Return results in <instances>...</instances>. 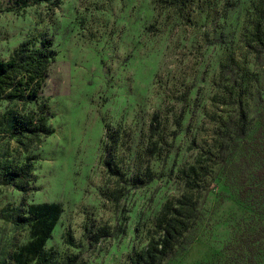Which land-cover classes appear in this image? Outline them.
Here are the masks:
<instances>
[{"label":"rangeland","instance_id":"1","mask_svg":"<svg viewBox=\"0 0 264 264\" xmlns=\"http://www.w3.org/2000/svg\"><path fill=\"white\" fill-rule=\"evenodd\" d=\"M257 2L0 0V60L53 56L37 100L0 98V264H24L43 203L62 208L46 264H132L182 205L198 217L164 264H264Z\"/></svg>","mask_w":264,"mask_h":264},{"label":"trees","instance_id":"2","mask_svg":"<svg viewBox=\"0 0 264 264\" xmlns=\"http://www.w3.org/2000/svg\"><path fill=\"white\" fill-rule=\"evenodd\" d=\"M256 21L253 35L257 59L264 54V4L258 0L254 8ZM53 56L47 50L30 53L21 47L9 61L0 60V98H26L31 101L38 99L47 77L48 68ZM235 64V61H232ZM226 66H223V69ZM45 117H40L34 132L43 130ZM32 120H18L16 131L19 135L30 131ZM32 132V131H31ZM235 134L244 136L245 130L236 126ZM29 174L27 165L19 168L22 181L26 184L31 180L24 174ZM12 175V173H10ZM31 176V175H30ZM22 190V189H20ZM29 217L25 220L30 227V243L22 249L24 264H46L47 252L45 246L62 214V208L56 203L30 205L27 209ZM196 205H182L181 209L166 211L158 219L157 228L160 231L158 239L153 238L140 252L135 253L132 264H164L172 259L179 249L185 245L190 231L197 220Z\"/></svg>","mask_w":264,"mask_h":264}]
</instances>
